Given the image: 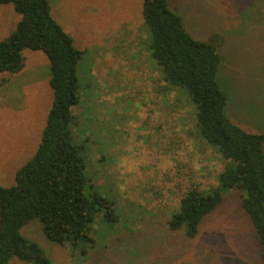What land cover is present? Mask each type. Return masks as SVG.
Masks as SVG:
<instances>
[{"label":"rangeland","instance_id":"1","mask_svg":"<svg viewBox=\"0 0 264 264\" xmlns=\"http://www.w3.org/2000/svg\"><path fill=\"white\" fill-rule=\"evenodd\" d=\"M52 17L82 51L76 73L79 103L72 107V143L85 157L86 192L113 203L102 211L91 241L76 248L50 242L34 219L21 234L53 264H264L241 191L224 194L193 239L166 221L187 190L218 186L225 161L195 136L193 105L171 86L151 57L142 0H48ZM186 31L217 48V81L228 95L226 115L250 133L264 134V0H167ZM20 15L0 5V40ZM23 68L0 87V185L35 152L52 103L49 63L24 50ZM264 150V143H263ZM7 264H30L12 257Z\"/></svg>","mask_w":264,"mask_h":264},{"label":"trees","instance_id":"2","mask_svg":"<svg viewBox=\"0 0 264 264\" xmlns=\"http://www.w3.org/2000/svg\"><path fill=\"white\" fill-rule=\"evenodd\" d=\"M20 15L15 29L0 40V73L10 76L24 65V50L41 51L48 60L52 103L38 146L15 172L14 184L0 185V264L15 257L30 264H53L44 250L21 234L34 219L46 239L76 248L91 241L92 225L102 211L115 217L113 203L86 192L85 157L72 143L71 109L79 103L76 68L82 51L52 17L48 0H0ZM142 18L149 35L151 57L163 79L185 92L193 105L195 136L225 161L218 186L187 190L166 221L172 232L187 239L198 234L203 218L231 190L241 191L240 205L256 234L264 263V134L246 132L226 115L227 93L217 81L223 39L197 40L167 0H142ZM7 82L0 80V87Z\"/></svg>","mask_w":264,"mask_h":264}]
</instances>
